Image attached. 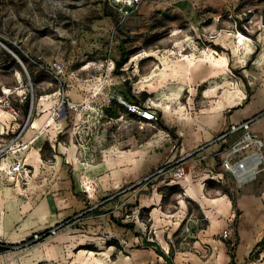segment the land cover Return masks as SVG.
I'll return each instance as SVG.
<instances>
[{"label": "crops", "instance_id": "crops-1", "mask_svg": "<svg viewBox=\"0 0 264 264\" xmlns=\"http://www.w3.org/2000/svg\"><path fill=\"white\" fill-rule=\"evenodd\" d=\"M220 6L217 1L201 8ZM100 20L94 29L100 28L107 39L111 21ZM247 44L230 45L242 66L255 52V45ZM209 56L199 65L201 58H178L177 67L165 71L167 76L162 59L154 57L156 67L143 68L136 78L123 74L122 79L112 72L114 61L109 60L105 76L96 74L66 90L74 102L95 111L100 96L107 102L103 111L125 109L116 103L118 98L150 107L131 96L152 95L158 111L151 108L161 123L152 136L85 135L79 143L68 115L48 119L59 92L46 114L36 108V115L9 144L8 161L19 162L27 173L19 183L0 173V243L19 245L34 232L68 219L70 223L39 243L1 252L0 264H264V85L248 94L243 83L229 80L224 52L215 50ZM220 77L221 86L206 88L207 81ZM257 115L253 129L262 140V162L254 181L237 188L218 167L212 144L198 152L205 155L203 161L186 166L183 179L162 175L128 188L159 165L205 144L226 123ZM18 118L10 112L1 117L6 133L0 138L15 135ZM189 205L195 206L194 212ZM227 227L230 237L223 239L220 233ZM106 233L113 239L106 240Z\"/></svg>", "mask_w": 264, "mask_h": 264}, {"label": "rangeland", "instance_id": "rangeland-1", "mask_svg": "<svg viewBox=\"0 0 264 264\" xmlns=\"http://www.w3.org/2000/svg\"><path fill=\"white\" fill-rule=\"evenodd\" d=\"M217 1L221 4L218 9L201 8ZM113 6L112 0H0V119L10 112L18 115L20 121L15 135L0 138V173L8 176L5 166L11 163L9 144L36 115V108L46 114L59 90H68L96 74L105 76L109 60L114 61L112 72L120 79L123 74L136 78L143 68L156 67L154 57L164 60L162 73L167 76V69L177 67L176 59L192 57L193 61L217 50L227 55L230 81L243 83L248 94L264 85V0H142L136 12L123 20H119ZM105 17L111 21L112 29L107 39L100 35V28L94 29ZM238 31L255 45V52L244 66L235 62L230 47L234 46L232 35ZM7 44L18 48L24 61ZM122 57L125 62L116 72L115 64ZM163 58L173 59L167 62ZM55 61L65 64L63 74L56 75L52 66ZM186 67L190 65L187 63ZM221 78L207 81L206 88L221 86ZM26 96L29 107L24 110ZM131 97L134 102L145 101L157 109L148 93ZM97 101V111L85 107L66 118L79 143L85 135L120 139L152 136L161 124L159 116L156 122H140L123 108L102 111L107 102L101 96ZM0 133H6L1 126ZM189 208L194 212V205ZM201 223L202 220L197 221V225L202 226ZM4 244L3 251L20 246Z\"/></svg>", "mask_w": 264, "mask_h": 264}, {"label": "built area", "instance_id": "built-area-1", "mask_svg": "<svg viewBox=\"0 0 264 264\" xmlns=\"http://www.w3.org/2000/svg\"><path fill=\"white\" fill-rule=\"evenodd\" d=\"M142 0H112L113 8L119 18L123 20L131 16L136 10ZM53 69L56 75L64 73L65 64L61 61H55ZM116 103L123 106L127 112L136 115L141 121L146 123L156 122L158 120V113L151 107H143L134 103H129L124 99L118 98ZM86 104L74 102L66 93V90H59V99L56 104L49 108V116L53 120H58L67 117L70 111H79L85 108ZM108 106H110L108 104ZM258 119L253 116L244 119L237 123H226L222 129L214 133L212 138L196 149L186 152L174 161L163 163L156 167L153 171L148 173L142 179L131 184L128 188H133L142 184H147L154 178L165 175L172 180H181L187 173L186 166L193 161H203L205 155L197 156L198 152L208 145H216V149L212 152L217 159V165L220 170L228 177H230L237 188L254 181L257 176L260 164L262 162V155L260 149L262 147V140L254 131V123ZM27 173V168L23 167L19 162L13 164L12 177L14 181L23 179ZM109 198H112L109 197ZM70 223V219L62 221L52 227L42 231L34 232L32 235L19 245L21 247H29L39 243L51 236H54ZM188 232L190 229L185 227ZM221 238H229V227L220 233ZM106 240L113 239L109 233L104 234ZM6 247V244L0 243V253ZM166 263V262H165Z\"/></svg>", "mask_w": 264, "mask_h": 264}, {"label": "bare ground", "instance_id": "bare-ground-1", "mask_svg": "<svg viewBox=\"0 0 264 264\" xmlns=\"http://www.w3.org/2000/svg\"><path fill=\"white\" fill-rule=\"evenodd\" d=\"M188 5V4H187ZM226 32V31H225ZM233 33V32H232ZM226 35H229L227 32H226ZM233 42H234V44H235V48H237V47H244V46H246V44L247 43H249L248 41H250V38L249 37H247V36H245L244 34H242L241 32H235L233 35ZM230 37V36H229ZM231 39V38H230ZM252 44V43H251ZM248 45V44H247ZM253 45V44H252ZM250 48H251V46H250ZM209 49H211V48H209ZM242 49V48H241ZM254 49V48H253ZM252 49V50H253ZM247 50H248V48H247ZM208 51H210V50H208ZM215 51V50H214ZM207 52V51H206ZM212 52V51H211ZM240 52V51H239ZM251 52V51H250ZM254 52V51H253ZM205 54V53H204ZM235 54V53H234ZM238 54V53H237ZM219 56V55H218ZM206 57H207V54H206ZM210 57V56H209ZM239 57H241V55L239 56ZM213 58V57H212ZM203 59L205 60L206 58H201L199 61H198V63H197V65H199L200 64V62L201 61H203ZM244 59H246L245 57L243 58V59H240V60H244ZM214 60V59H213ZM220 60V59H219ZM209 61H211V60H209ZM191 62H193L192 60H191ZM205 62V61H204ZM221 62V61H220ZM225 62V61H224ZM247 62V61H246ZM162 63H164V60L162 61ZM209 63V62H208ZM227 63V62H226ZM191 64H193L194 66L196 65V63L194 64V63H191ZM210 64V63H209ZM211 65V64H210ZM242 65V64H241ZM193 66V67H194ZM215 66V65H214ZM223 66H225L224 64L222 65V68H223ZM197 67V66H196ZM211 68H212V66H211ZM212 69H215V70H217L216 68H212ZM219 70V69H218ZM225 70V69H224ZM220 71V70H219ZM225 72V71H224ZM17 75H18V78H20V74H19V72H17ZM8 162V161H7ZM10 162V161H9ZM15 162H12V163H10L9 165H7V166H5V170H6V172H7V174H8V176L12 179V180H14L13 179V177H12V174H13V164H14ZM0 164H1V161H0ZM4 164H5V162H4Z\"/></svg>", "mask_w": 264, "mask_h": 264}, {"label": "trees", "instance_id": "trees-1", "mask_svg": "<svg viewBox=\"0 0 264 264\" xmlns=\"http://www.w3.org/2000/svg\"><path fill=\"white\" fill-rule=\"evenodd\" d=\"M7 45L13 52H15L24 61L25 56L23 55V53L18 48H16L12 44H7ZM124 62H125V58L124 57H122L119 61L116 62V64H115L116 72L118 70V67L120 65H122ZM28 107H29V97L26 96L25 100H24V110H27ZM157 253L160 254L161 256H163L164 258H167L166 255H164L159 248H157Z\"/></svg>", "mask_w": 264, "mask_h": 264}]
</instances>
